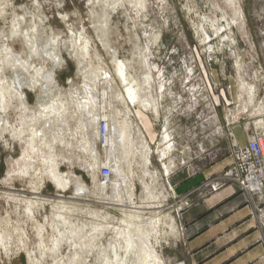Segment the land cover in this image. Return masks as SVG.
Returning a JSON list of instances; mask_svg holds the SVG:
<instances>
[{"label":"rangeland","instance_id":"rangeland-1","mask_svg":"<svg viewBox=\"0 0 264 264\" xmlns=\"http://www.w3.org/2000/svg\"><path fill=\"white\" fill-rule=\"evenodd\" d=\"M92 1L97 3V0H0V10H3L0 12V46L3 40L8 39L14 54L22 57L30 54L18 36L10 37L12 24L16 20H19L22 30L30 29L34 22L38 24L40 51L47 48L50 43L48 37L53 33L56 38L54 43L64 60V64L55 70V80L66 96L79 89L84 80L77 61L69 54L70 47L67 49L72 41L71 35L77 38L82 36V41L86 43L85 52L89 54L86 72L88 76L94 75L99 87L104 81L102 69L108 71L119 85L116 74L118 69L128 84L137 90V80H141L140 86H144L142 79L147 78L144 65L148 64L147 67L152 71L151 83L160 107V117L148 114L150 128L145 129L144 118L138 119L136 107L131 108L130 114L133 115L132 120L140 125L151 148L150 172L155 175L154 195L144 201L143 188L136 177L133 187L134 206L144 207L143 213L106 210L94 203L89 207L85 205L88 200L95 202L94 198L83 199L76 204L77 207L82 211L90 208L99 213L104 212L109 216V226L124 230L125 233L117 238L121 247L116 251L119 255L125 254L124 246H129L130 260L127 264H138L137 243L133 240H139L143 224L153 220L154 223L159 222V227L156 230L153 228L150 238L163 264H193L187 235L188 225L183 221L184 212L225 187L233 186L245 196V206L249 209L248 219L255 222V229L262 234L260 241L264 245L263 200L256 194L242 191L235 182L238 170L235 156L246 145L238 142L236 130H242L246 143L249 136L262 130L258 116L264 114V0H233L243 17L234 24L231 23L232 9L225 0H146V7H139L136 12L128 3L132 0H116L118 6L107 7L110 17L107 22L101 19L102 11L97 4V17H91ZM216 27L220 28L218 34ZM102 39L109 45L104 46ZM96 55L101 57L103 64L98 62ZM35 63L37 66L44 64L41 58L35 60ZM45 65L50 71L51 64L46 62ZM240 78L256 87V102L252 107H247L242 95ZM32 89L24 87L30 112L36 108L40 95L39 91ZM96 92L98 102L101 94L98 90ZM235 97L237 100H234ZM113 106L114 109H122L116 102ZM256 108H260V112ZM9 116L13 122L16 120L12 112H9ZM164 130L174 144L171 154L174 166L169 164L167 158L163 159L158 151L162 148L160 141ZM23 148L24 145L9 135L0 138V220L7 221L10 226L18 223L21 227V242L26 244L27 249L37 251L40 241L34 230L36 223L26 213L27 200L40 198L49 200L48 203L60 200L70 202L64 198L71 197L72 190L60 193L45 181L39 195H34L27 180L24 182L15 177L13 181L4 184L7 171L12 169L9 165L22 158ZM102 150L103 145L99 147L100 154ZM227 157L232 159L231 166L184 195L176 193L168 182L172 169H177L179 165L193 175L206 171ZM59 163L62 173L72 172L91 189L94 184L103 183L98 176L99 172L92 176V169L85 170L76 163L71 165L61 159ZM164 164L170 167V172H165ZM111 180H117L112 172ZM212 187L216 190L213 191ZM107 191L111 192L109 188ZM3 193L21 194V200L25 201L7 199ZM32 212L37 223L43 224L45 217H51L52 208L34 206ZM76 219L78 223L86 220L81 214ZM83 232L88 234L86 229ZM44 237L46 245L50 247L47 236ZM111 238H114L113 233L106 232L100 242L103 255L106 256L104 264H112L113 253L109 248ZM10 244L12 250L7 255L1 252L0 264H28L15 232L11 233ZM72 253L66 240L61 244L57 259L50 258L48 252L44 259L38 254L37 258L41 264H58ZM89 264L97 263L91 257Z\"/></svg>","mask_w":264,"mask_h":264},{"label":"bare ground","instance_id":"bare-ground-1","mask_svg":"<svg viewBox=\"0 0 264 264\" xmlns=\"http://www.w3.org/2000/svg\"><path fill=\"white\" fill-rule=\"evenodd\" d=\"M225 1L233 12L231 23L241 21L243 17L238 5L233 0ZM146 2V0H132L128 3L136 12L139 7L145 8ZM96 4L102 11L101 19L107 22L110 18L107 7L115 8L117 1L97 0ZM96 4L91 2L90 15L92 18L97 17ZM2 11L0 10V12ZM227 26L230 27V23L227 22ZM215 31L218 34L220 28L216 27ZM13 36H18L22 40L30 50V54L25 57L14 54L8 44V39L3 40L0 46V112L2 113L0 116V138L3 135H9L24 145V148L22 158L9 165L12 169H8L3 183L8 184V181H13L15 177H18L24 182L27 180L29 188L32 190L31 193L39 195V190L47 181L60 193L71 189L72 196L68 199L64 198L70 202L60 200L56 201L57 203H48L49 200H39L40 198H34L35 201L27 200L26 213L36 223L34 230L40 241L37 251L27 249L26 244L21 242V227L18 223L10 226L7 221L0 220V255L1 252L6 255L11 252V233L15 232L19 247L25 252L28 264H41L37 254L44 259L47 252L50 254V258L57 259L61 244L66 240L73 253L64 257L63 262L58 264H89L91 257L97 264H104L106 256L103 255L104 251L100 242L106 232H109L114 235V238L109 240V248L113 253L112 264H127L130 260L129 246H124L125 254L119 255L116 251L121 247L117 238L125 233L124 230L109 226L108 214L99 213L90 210V208L82 211L76 204L82 202L83 199L94 198L95 202L88 200L85 201V205L89 207L94 203L106 210L113 209L121 213L141 214L145 208L134 206L133 187L136 177L143 188L144 201L154 195L155 175L150 172L151 148L140 125L132 120L133 115L130 114L131 108L136 107L138 119L144 118L145 129L150 128L148 114L160 117V107L158 100L154 97L155 90L151 83L153 81L152 71L147 67L148 64L144 65V69L146 67L147 70V78L143 77L142 79L144 86H140L141 80H137L139 87L137 90L128 84L126 77H122L118 69H116V74L119 85L114 78L110 77L108 71L101 68L104 81L103 85L101 84L102 86L99 87L94 75L88 76L86 72L87 55L89 56L85 52L87 51L86 43L83 42L82 36L77 38L71 35L70 40L72 41L69 42L67 49L70 47L69 54L77 61L78 70L84 80L79 89L66 96L62 94L61 88L55 80V70L64 64L61 53L54 43L55 35L52 33L51 37H48L50 43L47 44V48L40 51L38 24L34 22L30 29L22 30L19 20H16L11 28L10 37ZM101 41L104 46L108 44L106 40L102 39ZM96 57L98 62L103 64L101 57L99 55ZM39 58L43 59L44 64L37 66L35 60H39ZM46 62L52 66L50 71L45 65ZM24 87L33 88V91L37 90L40 94L37 106L34 110L31 109V112L26 101ZM240 89L246 104H248L247 107L256 102V87L253 83L240 78ZM97 90L101 94L98 102L95 97ZM43 99H45L44 102ZM234 100H237V97ZM115 102L122 109H114ZM257 108V112H260L261 107ZM9 112L15 115L14 122L10 119ZM261 114H263L262 110ZM101 118H105L109 126L102 154L99 152L101 144L97 132ZM160 143L162 148L158 150L159 154L163 159L167 158L169 164L174 166L171 158L174 144L166 130L161 136ZM60 159L66 160L71 165L76 163L85 170L86 168L92 169V176L99 172L101 165L107 164L117 180H111L108 185L104 182L94 184L91 189L72 172L62 173L59 170ZM88 159L90 162H87ZM164 168L166 173L170 172V167L166 164H164ZM108 188L111 190L110 193L107 191ZM3 195L7 196V199L19 202L24 200H21V194L17 193H3ZM34 206L43 209L45 206H50L52 208L51 217H45L43 224L37 223L32 212ZM80 214L86 220L78 223L76 216H80ZM154 222L153 220L143 224L140 241L138 238L133 240L135 244L137 243L136 259L138 264H163L150 238L153 228L156 230L159 227V222ZM85 229L88 234L83 232ZM45 235L50 247L46 245ZM94 253L96 255L93 256Z\"/></svg>","mask_w":264,"mask_h":264},{"label":"crops","instance_id":"crops-1","mask_svg":"<svg viewBox=\"0 0 264 264\" xmlns=\"http://www.w3.org/2000/svg\"><path fill=\"white\" fill-rule=\"evenodd\" d=\"M258 124L264 130V114L258 116ZM236 137L241 145L246 144L242 130H236ZM231 165L232 159L227 157L193 175L179 165L172 169L168 182L176 193L184 195ZM248 216L245 196L233 186L225 187L185 211L183 221L188 225L193 264H264L262 234Z\"/></svg>","mask_w":264,"mask_h":264},{"label":"built area","instance_id":"built-area-1","mask_svg":"<svg viewBox=\"0 0 264 264\" xmlns=\"http://www.w3.org/2000/svg\"><path fill=\"white\" fill-rule=\"evenodd\" d=\"M108 122L105 118L99 121L97 132L101 145L104 146L108 135ZM238 162V170L235 182L242 191L248 194H256L261 200L264 199V130H259L247 138V143L241 153L235 156ZM111 168L102 165L99 170V178L110 183ZM215 191L216 188L212 187Z\"/></svg>","mask_w":264,"mask_h":264}]
</instances>
